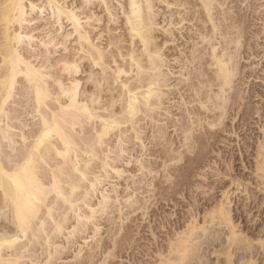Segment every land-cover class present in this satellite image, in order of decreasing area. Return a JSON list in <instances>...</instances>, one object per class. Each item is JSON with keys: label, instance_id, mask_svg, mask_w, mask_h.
Masks as SVG:
<instances>
[{"label": "rangeland", "instance_id": "1", "mask_svg": "<svg viewBox=\"0 0 264 264\" xmlns=\"http://www.w3.org/2000/svg\"><path fill=\"white\" fill-rule=\"evenodd\" d=\"M205 1L211 10L202 0H153L152 47H162L154 55L171 88L161 87V102L152 99L158 106L124 126L130 129L127 152L116 146L108 153L114 166L101 178L91 208L80 204L69 212L62 233L51 239L55 244L44 246L40 237L35 257L30 252L31 260L19 264H264V0ZM96 14L106 25L108 13ZM115 18L119 22L108 24L113 35L126 36L123 15ZM167 18L179 21L169 25ZM132 43L138 45L131 49L142 47ZM215 57L226 59L230 81ZM130 73L134 79L135 70ZM12 106L29 110L6 108Z\"/></svg>", "mask_w": 264, "mask_h": 264}, {"label": "bare ground", "instance_id": "2", "mask_svg": "<svg viewBox=\"0 0 264 264\" xmlns=\"http://www.w3.org/2000/svg\"><path fill=\"white\" fill-rule=\"evenodd\" d=\"M37 1L0 0V264L31 260L28 253L40 237L44 246H50L51 239L65 228L69 212H78L80 204L91 208L89 202L103 182L101 178H109L114 166L108 153H116V146L120 153L127 152L123 143L129 142L125 138L129 139L126 133L130 129L125 125L133 123L138 113H149L148 108L158 106L161 87L171 88L159 71L163 65L160 55L155 56L161 46L159 50L152 47L153 0ZM114 1L118 13L112 12L117 9ZM202 1L206 9L211 7ZM102 9L108 13L106 25L96 14ZM119 13L126 36L116 37L115 28L108 24L119 22L115 18ZM169 20L171 25L178 19ZM64 24L70 28L66 30ZM135 38L142 49L129 48L130 44L135 47ZM59 49L62 53L55 58ZM216 64L221 77H226V59L219 57ZM132 70L134 79L129 75ZM153 97L158 101L152 102ZM22 104L29 110L6 108ZM24 113L37 120L32 125L27 118L21 120ZM131 129L139 138L138 129ZM47 220L53 226L50 230Z\"/></svg>", "mask_w": 264, "mask_h": 264}]
</instances>
